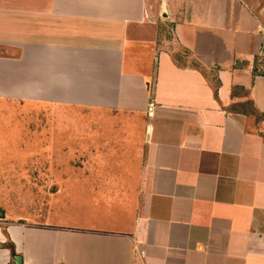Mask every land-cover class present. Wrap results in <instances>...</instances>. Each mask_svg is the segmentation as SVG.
<instances>
[{
    "label": "crops",
    "instance_id": "obj_1",
    "mask_svg": "<svg viewBox=\"0 0 264 264\" xmlns=\"http://www.w3.org/2000/svg\"><path fill=\"white\" fill-rule=\"evenodd\" d=\"M0 97L96 115L123 155L91 177L118 211L0 222V264H264V0H0Z\"/></svg>",
    "mask_w": 264,
    "mask_h": 264
},
{
    "label": "rangeland",
    "instance_id": "obj_2",
    "mask_svg": "<svg viewBox=\"0 0 264 264\" xmlns=\"http://www.w3.org/2000/svg\"><path fill=\"white\" fill-rule=\"evenodd\" d=\"M80 112L69 103L54 110L52 104L0 97L3 226L6 222L94 225L118 211L117 203L106 206L95 202L92 186L96 181L91 177L96 171L112 170L113 163L123 156L106 158L109 147L105 142L104 147H96L94 143H98L94 141L97 137L113 139L120 132H115L114 125L107 122L97 125L100 119L96 115L93 118ZM115 167L116 171H123L121 165L116 163ZM134 200L135 197H129L127 203L134 204Z\"/></svg>",
    "mask_w": 264,
    "mask_h": 264
},
{
    "label": "water",
    "instance_id": "obj_3",
    "mask_svg": "<svg viewBox=\"0 0 264 264\" xmlns=\"http://www.w3.org/2000/svg\"><path fill=\"white\" fill-rule=\"evenodd\" d=\"M5 213L3 211H0V219H4ZM14 260L16 261V264L21 263V257L20 256H15Z\"/></svg>",
    "mask_w": 264,
    "mask_h": 264
},
{
    "label": "trees",
    "instance_id": "obj_4",
    "mask_svg": "<svg viewBox=\"0 0 264 264\" xmlns=\"http://www.w3.org/2000/svg\"><path fill=\"white\" fill-rule=\"evenodd\" d=\"M11 253L14 254V251L12 250Z\"/></svg>",
    "mask_w": 264,
    "mask_h": 264
}]
</instances>
